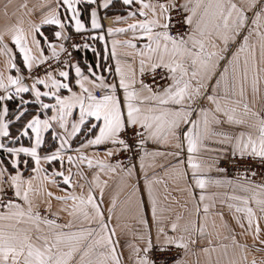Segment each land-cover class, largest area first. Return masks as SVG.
<instances>
[{
	"label": "snow or ice",
	"instance_id": "6c2138e0",
	"mask_svg": "<svg viewBox=\"0 0 264 264\" xmlns=\"http://www.w3.org/2000/svg\"><path fill=\"white\" fill-rule=\"evenodd\" d=\"M79 2L42 5L38 21L13 11L15 22L0 29V264H188V255L201 264L200 254L205 264H264V0H121L128 11L115 20L126 26L106 33L131 37L111 40L114 67L101 65L87 42L65 47L71 30L89 31ZM86 2L97 4L91 39L107 45L98 8L112 0ZM19 8L33 14L26 3ZM45 25L61 43L50 42ZM81 47L91 48L95 65L72 59L70 49ZM118 47L131 51L122 58ZM202 149L215 154L211 162ZM164 156L175 163L159 167L190 196L191 207L174 216L156 194L165 181L148 171ZM114 174L140 226L138 242L123 247L117 197L105 204L101 179Z\"/></svg>",
	"mask_w": 264,
	"mask_h": 264
},
{
	"label": "crops",
	"instance_id": "0c3cea01",
	"mask_svg": "<svg viewBox=\"0 0 264 264\" xmlns=\"http://www.w3.org/2000/svg\"><path fill=\"white\" fill-rule=\"evenodd\" d=\"M49 2H51L53 5H55L56 0H11L9 3V0H0V29H2L6 24L9 22H15V17L11 16V13L13 11L16 12L17 16H23L25 19H32L35 21H38L40 16L47 11V8H41L42 5H47ZM103 0H97V3H101ZM237 2H241V0H237ZM8 3V12H9V17H5L3 9L4 5ZM26 3L29 9H33V14L29 17L26 15V10L20 9L19 5ZM91 7H97V4H92L88 5L86 0H80L78 4L79 10L82 12V19L86 23V27L89 29V31L82 32L79 34H84L87 37V43L91 45L92 48L96 49V52L99 53V63L103 65L104 67L109 66L110 64L114 67V62L111 61L110 59V51H111V40L112 39H117V40H124L128 39L131 37V33L128 34H113V36L108 37L106 33V29L108 27H125L126 22L124 21H116L115 17L116 16H124L127 14V7L122 5L121 0H112V3L109 5L107 9L105 8H98V16L100 19V22L105 23L106 26L103 25L104 30H105V36L106 40L108 41L107 45H105L104 42H101L99 40H93L91 39L92 36V30H91V25H90V9ZM61 14H63L64 9H60ZM128 23L131 22V20L127 21ZM25 27L27 25L25 24ZM45 34L49 37L50 42L53 44L58 45L62 41H57L56 38L53 36V32L56 30L54 26L51 25H45L43 26ZM72 34H77L75 33L74 30H71V35ZM65 43V42H64ZM107 46L109 50V59L106 61L104 57V51L105 47ZM118 54L121 55L122 58L123 54L126 51H131L130 49L123 48V47H118L117 49ZM77 52V51H76ZM45 55H50V52L45 48ZM74 61H79L80 65L82 67H85V62L88 64L95 65L97 63V57L94 55L93 51L91 48L89 49H84L81 48L80 51L75 53V58L73 59ZM0 70H3V57H0ZM97 71H100V69H97ZM13 75H15V72H12ZM104 75H108L107 73H104ZM28 96V95H27ZM50 114V113H49ZM27 139V138H25ZM208 146L209 148L213 147L212 141H208ZM156 147L154 145H149V148ZM89 154L91 153V150H88ZM101 156L103 153H100ZM214 153L202 149L201 152L199 153L200 158H202L204 161L211 162V160L214 157ZM156 166L149 168V176L151 177L153 174H155L157 177L161 178L165 183H161L158 185H155L156 188V194L159 200V203L166 207V208H171L172 212L171 213H165V215H175L176 213H181L184 211V208L182 207L184 204L188 203L189 207H191L190 203V196H189V191L188 187L185 184V182L181 179L174 178L173 175H167L165 173V168L159 167V165L163 164L165 167L169 163L174 164L175 160L171 156H164V157H157L156 158ZM21 167L23 168V164H21ZM59 167V165H57ZM138 170V169H137ZM85 173L88 175V179H91V173L88 171L87 167L85 166L84 168ZM28 173H25L27 175ZM208 175L211 176H218L221 174L216 173L215 171L208 173ZM191 176V173L189 172V177ZM102 180H108V185L105 188V204L107 205V202L109 201L110 197L115 195L117 197V208L115 215L120 216V221L119 223L126 227L124 228L123 234H120V229H118V234H120V239H121V245L123 247L125 241H130V242H138L136 241V237L132 234L137 231H139V225L136 223V213H135V207H134V201L130 200V190L128 187H125L121 183V177L119 175H113L111 178L108 176H103L101 177ZM141 188H143V181L141 180L140 182ZM51 190L56 193V195H62L63 193L58 191L56 188L52 187ZM87 190V185L85 186V191ZM79 191V189H77ZM209 192H217V193H223L226 191L223 188H216L214 186H209L208 189ZM227 191L231 192L232 189L229 188ZM167 197V199L165 198ZM47 197H38L37 198V203L40 202L41 199H46ZM52 205H53V211H56L59 208V202L56 201L55 199L52 200ZM220 206L217 205V209L219 210ZM41 209H43V206L41 205ZM68 219V217L64 214L61 213L60 217V222H65ZM114 223L115 221V216H114ZM210 223V222H209ZM124 250V259L125 261L128 260V250L126 248ZM257 255H260L257 253ZM186 261H188V264H194V261L197 259V257H194L192 255H188L184 257ZM249 259H251V255H249ZM199 260L201 264H205V257L203 254L199 255Z\"/></svg>",
	"mask_w": 264,
	"mask_h": 264
},
{
	"label": "built area",
	"instance_id": "2783aa9c",
	"mask_svg": "<svg viewBox=\"0 0 264 264\" xmlns=\"http://www.w3.org/2000/svg\"><path fill=\"white\" fill-rule=\"evenodd\" d=\"M104 26H106L105 23H103ZM73 42L75 43H80V44H83L85 42H87V37L84 35V34H72L70 35V38L65 42V47H68L70 44H72ZM83 48V47H81ZM71 52H72V59L75 58V52L78 51V50H75V49H70ZM66 54L65 53H61L60 55V59L63 60L65 58ZM49 63H51L53 65V67H56V63L55 61H49ZM150 82V81H149ZM102 153V151H101ZM119 158H123L122 156L119 157ZM247 163L248 162H245L244 164H242L239 168L240 171H243L244 170V167L247 166ZM221 167H228L229 168V175L232 176V177H235L236 176V171L237 169L236 168H233L231 165H227L225 164L223 161L221 162ZM256 179H259V177H256ZM42 214H43V211H42ZM173 255V258H175V255Z\"/></svg>",
	"mask_w": 264,
	"mask_h": 264
},
{
	"label": "trees",
	"instance_id": "16d2710c",
	"mask_svg": "<svg viewBox=\"0 0 264 264\" xmlns=\"http://www.w3.org/2000/svg\"><path fill=\"white\" fill-rule=\"evenodd\" d=\"M81 50V48L78 50V51H80ZM77 51V52H78ZM77 52H75V53H77ZM28 98V96H27V94H25V99H27ZM19 101L17 100V101H15V102H12V101H9L8 102V106H9V108L11 109V108H13V107H15V104L16 103H18ZM30 107V106H29ZM23 143H27V139H24V141H22Z\"/></svg>",
	"mask_w": 264,
	"mask_h": 264
}]
</instances>
